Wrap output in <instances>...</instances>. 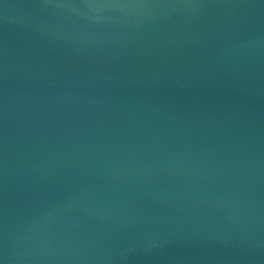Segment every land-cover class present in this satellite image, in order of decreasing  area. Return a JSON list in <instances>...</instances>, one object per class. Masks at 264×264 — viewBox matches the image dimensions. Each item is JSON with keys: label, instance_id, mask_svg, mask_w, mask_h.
<instances>
[{"label": "water", "instance_id": "water-1", "mask_svg": "<svg viewBox=\"0 0 264 264\" xmlns=\"http://www.w3.org/2000/svg\"><path fill=\"white\" fill-rule=\"evenodd\" d=\"M0 264H264V0H0Z\"/></svg>", "mask_w": 264, "mask_h": 264}]
</instances>
